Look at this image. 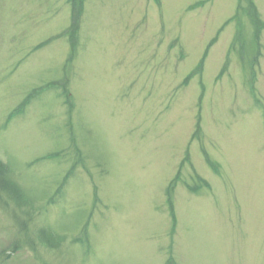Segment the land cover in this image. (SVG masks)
<instances>
[{"label":"rangeland","instance_id":"1","mask_svg":"<svg viewBox=\"0 0 264 264\" xmlns=\"http://www.w3.org/2000/svg\"><path fill=\"white\" fill-rule=\"evenodd\" d=\"M72 2L0 0V264H264V0Z\"/></svg>","mask_w":264,"mask_h":264},{"label":"trees","instance_id":"2","mask_svg":"<svg viewBox=\"0 0 264 264\" xmlns=\"http://www.w3.org/2000/svg\"><path fill=\"white\" fill-rule=\"evenodd\" d=\"M68 2L73 3L72 0H68ZM71 5H72V4H71ZM200 5H202V3H201ZM73 8H75V4H74ZM73 8H72V10H73ZM49 42H50V41H48V43H49ZM75 42H76V40H73V41H72V45H73V47H74L75 49H77L78 45H76ZM48 43L44 44V46L48 45ZM42 47H43V46H42ZM73 54L75 55L74 52H73ZM74 55H72V56H74ZM194 72H195V71H194ZM196 73H197V72H195V73H193V74L195 75ZM63 87H64V86H63ZM50 88H51V90H53V89H57V88H61V85L58 84V83H53V84H50V86H48V89H50ZM64 88H65V87H64ZM65 89H66V88H65ZM65 89H63V90L65 91ZM64 93H65V92H64ZM67 93H68V91H67ZM33 96H34V94L31 95V97H29V99L25 100V101L20 105V107L18 108V110L15 111L14 114L22 113L24 107L27 106V105L30 103V99L33 98ZM201 98H202V97H201ZM200 122H201V118L199 117V119H198V121H197V129H198V132L200 131V127H201V125H199ZM204 152H205V151H204ZM204 154H205V153H204ZM207 155H208V154L205 155V156H206L205 161H206V164L208 165V167H210L211 169L217 168V167L214 166L215 163H213L212 160L209 159L210 156H207ZM208 157H209V158H208ZM2 167H3V166L0 165V170L2 169ZM203 184L208 185L206 182H204ZM208 188H209V187H208ZM168 193H169V192H168ZM172 210H173V207H172V205H171V203H170V211H172ZM172 212H173V211H172Z\"/></svg>","mask_w":264,"mask_h":264}]
</instances>
